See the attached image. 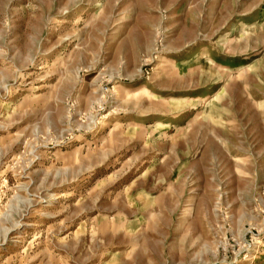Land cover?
Wrapping results in <instances>:
<instances>
[{"label":"rangeland","instance_id":"1","mask_svg":"<svg viewBox=\"0 0 264 264\" xmlns=\"http://www.w3.org/2000/svg\"><path fill=\"white\" fill-rule=\"evenodd\" d=\"M0 264H264V0H0Z\"/></svg>","mask_w":264,"mask_h":264}]
</instances>
